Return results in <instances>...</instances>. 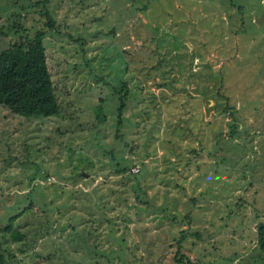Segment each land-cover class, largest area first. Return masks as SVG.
I'll return each mask as SVG.
<instances>
[{
    "label": "rangeland",
    "instance_id": "obj_1",
    "mask_svg": "<svg viewBox=\"0 0 264 264\" xmlns=\"http://www.w3.org/2000/svg\"><path fill=\"white\" fill-rule=\"evenodd\" d=\"M39 29L59 111L0 104V264H264V0H0V50Z\"/></svg>",
    "mask_w": 264,
    "mask_h": 264
},
{
    "label": "trees",
    "instance_id": "obj_2",
    "mask_svg": "<svg viewBox=\"0 0 264 264\" xmlns=\"http://www.w3.org/2000/svg\"><path fill=\"white\" fill-rule=\"evenodd\" d=\"M40 2L44 1H37L36 4ZM45 13V25L52 27L53 19L47 10ZM45 34L43 29H39L33 36H20L0 50V104L14 114L24 117L49 116L59 111L43 43ZM124 96H120L118 120L125 108ZM14 235L21 237L18 231ZM256 235L264 259V221L257 223ZM182 239L183 236L177 239L178 254ZM183 257V253H180L177 262H183Z\"/></svg>",
    "mask_w": 264,
    "mask_h": 264
}]
</instances>
